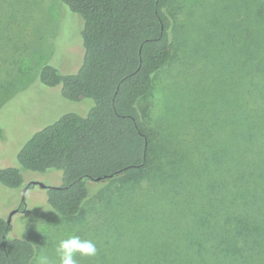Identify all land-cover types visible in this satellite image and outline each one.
<instances>
[{
	"label": "trees",
	"instance_id": "trees-1",
	"mask_svg": "<svg viewBox=\"0 0 264 264\" xmlns=\"http://www.w3.org/2000/svg\"><path fill=\"white\" fill-rule=\"evenodd\" d=\"M60 1L83 18V60L67 74L46 63L39 79L94 106L62 115L18 153L26 170L62 171L61 185L46 187L49 206L76 218L89 181L121 178L123 219L131 208L142 243L110 264H264V0H230L247 40L240 34L235 56L205 79L217 88L214 117L185 122L167 109L151 130L140 104L173 57L170 0ZM0 183L22 187L21 169L0 168ZM10 230L0 217V264H34L35 246Z\"/></svg>",
	"mask_w": 264,
	"mask_h": 264
},
{
	"label": "rangeland",
	"instance_id": "rangeland-1",
	"mask_svg": "<svg viewBox=\"0 0 264 264\" xmlns=\"http://www.w3.org/2000/svg\"><path fill=\"white\" fill-rule=\"evenodd\" d=\"M230 7V0H170L173 57L140 104L150 130L167 109L185 122L200 111L210 119L216 114L217 88L215 83L209 87L205 79L218 58L221 64L222 58L235 56L233 45L240 46V36L247 40L246 34L235 29L243 11L234 13ZM83 25V18L60 0H0V168L18 167L24 178L20 188L0 183V217L8 221L18 209L11 217L9 236L35 246L34 264L40 254L56 261V245L73 232L92 239L99 249L95 257H77L80 264H110L115 250L141 248V221L132 218L131 208L126 212L131 218L123 219L128 205L123 204L121 178L89 181L90 197L82 214L73 219L63 218L49 206L47 188L40 185L27 188L23 198L29 183L58 187L63 177L60 170L22 168L18 153L23 145L62 115H86L94 106L87 98L68 100L61 86H47L39 79L46 63L64 74L78 71L84 56ZM218 32L223 40H214ZM227 34L235 40H224Z\"/></svg>",
	"mask_w": 264,
	"mask_h": 264
},
{
	"label": "clouds",
	"instance_id": "clouds-1",
	"mask_svg": "<svg viewBox=\"0 0 264 264\" xmlns=\"http://www.w3.org/2000/svg\"><path fill=\"white\" fill-rule=\"evenodd\" d=\"M38 230L46 235L43 228ZM99 249L92 239H84L76 232L60 239L55 248L57 260L53 261L45 254L36 257V264H80L77 257H95Z\"/></svg>",
	"mask_w": 264,
	"mask_h": 264
},
{
	"label": "water",
	"instance_id": "water-1",
	"mask_svg": "<svg viewBox=\"0 0 264 264\" xmlns=\"http://www.w3.org/2000/svg\"><path fill=\"white\" fill-rule=\"evenodd\" d=\"M98 180H100L101 178H97ZM33 184H35V183H33ZM38 185H40V186H42V187H44V188H46L47 186L45 185V184H42V183H40V184H38ZM27 188L28 187H25L24 188V196H23V198L25 197V191L27 190ZM18 211V209H15L11 214H10V217H9V219H8V222H11V217H12V215L15 213V212H17Z\"/></svg>",
	"mask_w": 264,
	"mask_h": 264
},
{
	"label": "flooded vegetation",
	"instance_id": "flooded-vegetation-1",
	"mask_svg": "<svg viewBox=\"0 0 264 264\" xmlns=\"http://www.w3.org/2000/svg\"><path fill=\"white\" fill-rule=\"evenodd\" d=\"M34 185H38V184L35 183Z\"/></svg>",
	"mask_w": 264,
	"mask_h": 264
}]
</instances>
